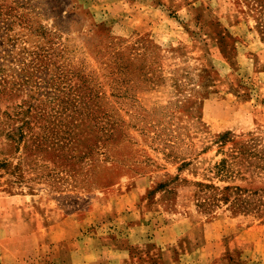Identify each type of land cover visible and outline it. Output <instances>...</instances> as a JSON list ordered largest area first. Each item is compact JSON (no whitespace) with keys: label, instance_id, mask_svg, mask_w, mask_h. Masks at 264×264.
Wrapping results in <instances>:
<instances>
[{"label":"rangeland","instance_id":"374dc122","mask_svg":"<svg viewBox=\"0 0 264 264\" xmlns=\"http://www.w3.org/2000/svg\"><path fill=\"white\" fill-rule=\"evenodd\" d=\"M0 121V264H264V0H0Z\"/></svg>","mask_w":264,"mask_h":264},{"label":"trees","instance_id":"16d2710c","mask_svg":"<svg viewBox=\"0 0 264 264\" xmlns=\"http://www.w3.org/2000/svg\"><path fill=\"white\" fill-rule=\"evenodd\" d=\"M4 116H6L7 118H8V120L10 121L11 120V117L10 116H8V114H7V112H4ZM6 118V119H7ZM10 118V119H9ZM21 120L22 121H25L23 118H21ZM13 121H15V120H13ZM6 122H3V121H0V134L3 132V130H4V127H3V125L5 124ZM26 123H28V122H26L25 121V124ZM19 130H21V129H19ZM21 134H22V138H24V134L21 132ZM17 134H8L7 136H8V138L11 140L10 142H9V145H10V143H13V142H16V138H15V136H16ZM19 141H23V140H19ZM205 188H209L210 186H204ZM212 196V202L210 201V203H216V202H218V201H220L215 195H211Z\"/></svg>","mask_w":264,"mask_h":264}]
</instances>
